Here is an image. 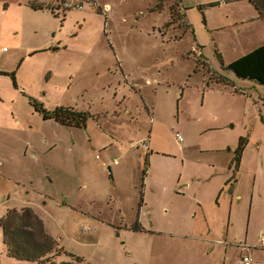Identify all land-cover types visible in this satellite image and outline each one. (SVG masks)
Returning a JSON list of instances; mask_svg holds the SVG:
<instances>
[{"label": "rangeland", "instance_id": "1", "mask_svg": "<svg viewBox=\"0 0 264 264\" xmlns=\"http://www.w3.org/2000/svg\"><path fill=\"white\" fill-rule=\"evenodd\" d=\"M29 1L0 0V205L31 202L89 264H264V86L227 69L264 46L249 1ZM0 264H33L1 226Z\"/></svg>", "mask_w": 264, "mask_h": 264}, {"label": "trees", "instance_id": "2", "mask_svg": "<svg viewBox=\"0 0 264 264\" xmlns=\"http://www.w3.org/2000/svg\"><path fill=\"white\" fill-rule=\"evenodd\" d=\"M248 1L264 22V0ZM33 8L37 11L48 10L57 17L55 10L46 5H33ZM227 69L239 79L251 80L264 86V46L233 62ZM13 78L15 79V75ZM33 105L45 120H53L59 125L72 128H83L87 125V113L71 108L47 112L43 107ZM243 148L244 142L241 140L236 158L238 168ZM0 226L7 255L11 259L33 264H89L78 255L61 248L48 233L43 220L30 208L9 210L0 220ZM134 229L137 230L138 227Z\"/></svg>", "mask_w": 264, "mask_h": 264}, {"label": "crops", "instance_id": "3", "mask_svg": "<svg viewBox=\"0 0 264 264\" xmlns=\"http://www.w3.org/2000/svg\"><path fill=\"white\" fill-rule=\"evenodd\" d=\"M17 2H18V4H20L21 3V0H17ZM49 4H50V0H35V1H29L26 4V9H27L26 11H27L28 14L33 15V16H30V17H34L36 15H40V13H45V12L52 14V12H50L48 10L37 11V10H35L33 8V5H35V6H41L42 5L43 6V5H49ZM34 32H35V34H38L39 31H34ZM32 33H33V30H32ZM32 39H36V37H34V35H33ZM36 42H37V39H36ZM24 51L25 52H28L32 56V55H35V54H41L43 52H47L48 50L46 49V47H42V45H41V47H34L33 49H26L25 48ZM32 148L35 149L36 147L32 146ZM34 161L36 162V163H34V165H35V172L38 171V174H39V172H43L44 174H46L47 178H51L50 175L47 174L48 168H47L46 164L43 161L37 160L36 157H35ZM117 164H118V162H117ZM117 164L114 163V165H116V166H117ZM5 166H6V164H3V167L4 168H5ZM111 170H113V167H111ZM22 180L23 179H22V176H21L20 177V185L23 188H26L28 190L29 188H28L27 184L25 182H23ZM51 180H52V178H51ZM233 180L234 179H231L230 182L233 181ZM30 184L33 185L34 187H36L35 181L30 182ZM233 187H234V185H233ZM29 193H30V191L28 190V193L27 194L29 195ZM11 197H12V195L9 196L8 200L5 199L3 202H1V205H0V220L6 215V213L9 210H13V209L21 210V209H25V208H31L32 209L33 206H35V205H32L31 202H27V201H23L21 203L20 200H16V202L17 203H20L21 205L20 204H17V203H15L13 205V204H11ZM44 204L46 205V203H44ZM20 207H21V209H20ZM33 210L42 219V217L40 215V211L37 210V209H35V208H33ZM42 220H43V222L45 224V227H46L48 233L52 236L53 239H55V237L52 235V233L48 230L47 223L45 222V220L44 219H42Z\"/></svg>", "mask_w": 264, "mask_h": 264}, {"label": "built area", "instance_id": "4", "mask_svg": "<svg viewBox=\"0 0 264 264\" xmlns=\"http://www.w3.org/2000/svg\"><path fill=\"white\" fill-rule=\"evenodd\" d=\"M65 7L66 8H70V5L69 4H65ZM78 7V9H82V6L81 5H79V6H77ZM8 52V48H3V49H1L0 50V57L1 56H3L5 53H7ZM177 139H178V141L180 142V143H183L184 142V139H183V137L181 136V135H178V137H177ZM115 164H117V162H115ZM243 264H252V259L249 257V256H247V257H244V259H243Z\"/></svg>", "mask_w": 264, "mask_h": 264}]
</instances>
